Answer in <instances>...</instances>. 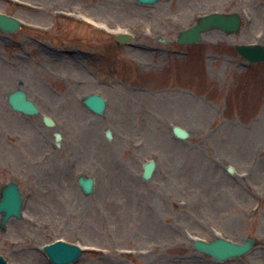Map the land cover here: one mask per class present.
Listing matches in <instances>:
<instances>
[{"label": "rangeland", "instance_id": "rangeland-1", "mask_svg": "<svg viewBox=\"0 0 264 264\" xmlns=\"http://www.w3.org/2000/svg\"><path fill=\"white\" fill-rule=\"evenodd\" d=\"M214 12L239 15L240 31L177 43ZM0 13L22 21L0 29V188L23 197V218L0 226L10 264H52L43 247L59 239L86 249L72 264H264V62L235 49L264 45V0H0ZM18 89L39 115L9 105ZM219 237L258 242L225 262L193 247Z\"/></svg>", "mask_w": 264, "mask_h": 264}, {"label": "water", "instance_id": "water-1", "mask_svg": "<svg viewBox=\"0 0 264 264\" xmlns=\"http://www.w3.org/2000/svg\"><path fill=\"white\" fill-rule=\"evenodd\" d=\"M141 4L153 5L160 0H137ZM241 20L237 15H227L214 13L202 17L199 22L192 28L180 33L178 43L191 44L202 41V34L212 29H221L229 34L239 31ZM21 28V21L4 14H0V29L15 33ZM116 40L122 44H127L132 40L129 34L117 35ZM236 49L248 61L264 62V46L261 45H237ZM8 103L11 107L28 115L39 114V109L32 100H29L26 92L18 89L8 95ZM83 103L98 115L105 113L107 102L97 94H91L83 99ZM48 126H54L55 122L49 117H43ZM174 134L186 139L189 133L179 126L173 128ZM56 141L59 143L61 135L56 133ZM107 137L111 139L110 130L107 131ZM156 163L150 161L144 165L143 178L150 180L155 172ZM230 171H232L230 169ZM79 185L86 196L94 193L95 181L92 177L81 175L79 177ZM23 200L19 186L15 182H11L0 189V226L2 230H6L7 223L11 218H22ZM257 244V239L247 237L243 243H234L225 238H217L212 242H207L202 239L194 241V248L200 252L211 255L218 262H225L233 258L241 257L251 252ZM45 253L53 264H71L77 262L83 255V251L76 245L58 241L54 244L45 247ZM0 264H9L8 261L0 255Z\"/></svg>", "mask_w": 264, "mask_h": 264}]
</instances>
